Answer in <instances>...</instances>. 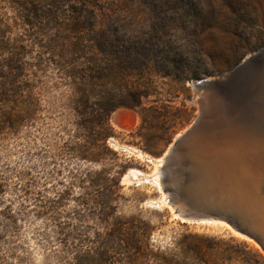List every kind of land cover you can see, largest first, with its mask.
<instances>
[{
    "label": "rangeland",
    "instance_id": "rangeland-1",
    "mask_svg": "<svg viewBox=\"0 0 264 264\" xmlns=\"http://www.w3.org/2000/svg\"><path fill=\"white\" fill-rule=\"evenodd\" d=\"M10 61L21 89L0 105L22 122L0 137L3 205L19 175L48 202L71 173L110 169V160L85 159L105 152L102 140L92 144L105 133L95 117L109 99L106 145L127 171L107 223L76 188L58 221L30 213L16 233L0 228V264H264L262 248L227 223L180 220L166 192L189 194L182 175L192 150L262 149L264 0H0V69L12 73Z\"/></svg>",
    "mask_w": 264,
    "mask_h": 264
},
{
    "label": "water",
    "instance_id": "water-1",
    "mask_svg": "<svg viewBox=\"0 0 264 264\" xmlns=\"http://www.w3.org/2000/svg\"><path fill=\"white\" fill-rule=\"evenodd\" d=\"M195 128L176 140L165 164ZM184 158L182 181L189 194L166 189L175 215L189 223L225 222L264 251V150H192Z\"/></svg>",
    "mask_w": 264,
    "mask_h": 264
},
{
    "label": "trees",
    "instance_id": "trees-1",
    "mask_svg": "<svg viewBox=\"0 0 264 264\" xmlns=\"http://www.w3.org/2000/svg\"><path fill=\"white\" fill-rule=\"evenodd\" d=\"M19 62L10 61L7 62L9 69L11 68L12 73L5 72V64L1 66L0 69V80H2L0 85V101L2 103L6 102V98H8L9 92L18 91L21 89L19 80H16L20 77L21 67L18 64ZM18 72L14 74L15 72ZM17 84V85H16ZM14 85V86H13ZM16 86V87H15ZM15 88V89H13ZM2 98V99H1ZM3 104L0 105V137L4 136V133L7 132L8 129H16L21 125L22 119L18 117L16 120L12 119V116L7 113V111L2 107ZM115 105L111 99L103 106L100 107V114L96 115L95 122H99L103 125L105 133L103 137L100 139H96V144H92L93 147H98L99 141L102 140L103 146L105 148V152L103 155L100 153H92L90 155H85V159L92 162H99V160H110L111 163H115L108 170H102L96 174L89 173H80L75 174L71 173V181L70 186H65V189L62 192H57L56 199L51 201H44L43 193L34 192L36 187L35 184L25 182L22 184V180L24 178H18V185H21L20 188L11 187L14 191V199L10 200L8 204L3 205L0 200V208L5 207L3 211H0V221H4L7 224H0V228H8L10 229L12 226L13 232L16 233L18 230L16 222L18 217L27 216V214L31 213V217L35 219H47L49 221H58V213L57 209L61 206L62 203L69 201L68 199L74 197L73 191L76 188L83 190L84 193L79 196L80 202L82 205L88 206L89 199L93 198L97 207H98V216L104 217V222H108L112 217L111 213L114 210L113 205L116 204L120 199H122L121 194V176L126 173L127 167L124 165H119V155L112 151L107 145V138L113 136L111 125L109 124V119L112 112L115 110ZM34 109V106L31 110ZM62 155H58L61 157ZM59 174V172L57 173ZM22 178V179H21ZM3 176L0 173V196H3L7 192V185L2 182ZM17 185V186H18ZM22 198V200H19ZM18 203V211L14 210V207ZM2 204V205H1ZM3 218V219H1ZM101 221V217H99ZM8 220V221H7ZM0 222V223H1ZM62 229V227L59 226ZM59 235L66 236L65 234L59 233Z\"/></svg>",
    "mask_w": 264,
    "mask_h": 264
},
{
    "label": "bare ground",
    "instance_id": "bare-ground-1",
    "mask_svg": "<svg viewBox=\"0 0 264 264\" xmlns=\"http://www.w3.org/2000/svg\"><path fill=\"white\" fill-rule=\"evenodd\" d=\"M190 129H191V128H190ZM187 133H188V132H187ZM239 133H240V132H239ZM245 136H246V135H245ZM237 140H238V139H237ZM233 141H235V140H233ZM239 141H240V140H239ZM173 143H174V142H173ZM201 143H202V142H201ZM237 143H239V142H237ZM257 143H258V145L262 146V149H264V142H257ZM202 144H203V143H202ZM209 144H210V143H209ZM228 144H229V143H228ZM228 144H221V145H218V146H217V145H214L213 148H214L215 150H218V151H219V150H221V151H222V150H227V151L238 150V149H234V148H235V145H233L234 147L232 146L233 148L231 147V149H230V147H229ZM239 144H240V143H239ZM241 144H242V143H241ZM230 145H231V144H230ZM204 146H206V145H204ZM172 147H173V145L170 147V149H171ZM206 147H207V146H206ZM237 147H238V146H237ZM241 147H242V145H241ZM249 148H250V147H248V150H249V151H250V149H253V147L250 148V149H249ZM170 149H169V150H170ZM207 149H208V148H207ZM262 149H261V150H262ZM242 150H244V149L240 148V150H238V151H242ZM254 150H257V151H258L259 149L254 148ZM251 151H252V150H251ZM177 217H178V216H177ZM178 218H179V217H178ZM179 219H180V218H179ZM180 220H182V219H180ZM182 221H183V222H186V221H184V220H182ZM228 225H229V224H228Z\"/></svg>",
    "mask_w": 264,
    "mask_h": 264
}]
</instances>
